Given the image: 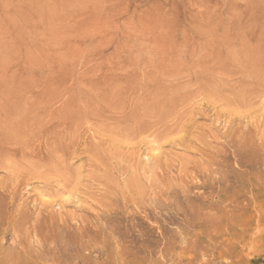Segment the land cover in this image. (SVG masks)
I'll use <instances>...</instances> for the list:
<instances>
[{"label": "rangeland", "instance_id": "1", "mask_svg": "<svg viewBox=\"0 0 264 264\" xmlns=\"http://www.w3.org/2000/svg\"><path fill=\"white\" fill-rule=\"evenodd\" d=\"M238 23L264 25V0H0V72L34 73L39 80L54 76L52 80L65 84L67 92L93 100L94 92L77 82L98 73L106 55H115L123 32L133 36L128 40L135 46L146 40L140 35L143 25L163 24L178 43H185L191 39L180 35L193 36L200 26L213 25L221 35ZM201 104L207 106L198 98L192 102L199 109L193 124L220 135L229 127L230 136L244 138L250 132L251 146L224 138L208 140L209 147L203 148L191 137L186 145L167 141L160 149L144 144L139 147L143 165L157 156L175 169L159 171L158 178L150 176L151 181L135 187L134 195L128 186L131 172H123L115 159L108 161L110 171L101 168L98 175L115 179L119 184L114 186L125 189L126 199L110 194L111 198L94 184L88 177L93 164L88 155L69 158L72 182L58 177L49 184L35 178L14 187V192L0 189V264H264V149L260 145L264 119L258 130L244 118L232 125L218 124L216 111L201 110ZM258 106L260 102L253 109ZM102 126L100 118L88 116L71 133L80 135L83 145L93 147L98 155L113 149L129 155L132 146L137 147L138 140L125 141ZM193 147L217 156L220 163L210 177L178 175L182 158H199ZM22 167L19 164L17 169L34 172ZM13 178L0 169V185ZM77 180L80 193L73 195ZM66 181L67 189L58 192ZM105 196L108 201L101 204ZM43 204L49 208L41 215ZM26 206L31 228L12 224ZM50 216L59 221L52 227ZM39 218L44 229H34Z\"/></svg>", "mask_w": 264, "mask_h": 264}, {"label": "bare ground", "instance_id": "2", "mask_svg": "<svg viewBox=\"0 0 264 264\" xmlns=\"http://www.w3.org/2000/svg\"><path fill=\"white\" fill-rule=\"evenodd\" d=\"M232 28L230 33L217 35L215 26H200L193 36L180 35L191 40L178 43L170 35V29L163 24L159 28L143 25L140 35L146 36V40L138 44L135 40V46L128 40L133 36L127 31L123 32L115 55H106L98 73L90 78L83 77L77 82L79 86L94 92L93 100L84 96L79 98L67 92L65 84L52 80L55 79L54 76L49 79V75H46L43 80H39L34 73L1 71L0 169L8 171L14 178L13 182L0 185V189L10 193L14 187L35 178L50 182L49 184L58 177L72 182V177H68L71 175L69 158L88 155L93 161L88 177L94 184L105 191V195L125 197V189H118L119 183H115V179L98 175L101 168L102 172L110 171L109 162L112 159L116 160L117 167L123 172H131L128 186L134 195L135 187L145 180L151 181L150 176L158 178L159 171L175 169L172 163L164 164L157 156L147 159L149 163L143 165L139 147L144 144L151 143L160 149L163 142L186 145L194 138L202 147H209L208 140L219 142L227 138L238 144L239 140H243L251 146L250 132L244 138L243 135L230 136L229 127L224 135H220L212 128H208L207 133L206 129L193 124V117L199 109L192 102L197 98L206 103L205 108L212 107L216 111L218 124L224 122L232 125L237 118H244L258 130L264 119V25L238 23ZM134 33L138 34V31ZM35 88L41 92L31 94L30 90ZM257 102H260L261 107L253 109ZM200 106L201 110L205 109L204 105ZM219 107H224L227 111L224 110L223 113L219 111ZM88 116L100 118L107 129L121 134L125 141L138 140L137 147L132 146L129 155L122 156L119 151L113 152L114 149L98 155L93 147L83 145L80 135L71 133ZM260 145L264 149V134ZM191 150L199 158H182L177 168L178 175L190 177L203 174L210 177L213 169L218 166L217 156L199 147ZM19 164L22 169L24 166L34 172L19 171ZM78 181L74 185L73 195H77L79 190ZM67 184L66 181L63 185L66 187H60L57 191H65L63 189H67ZM14 199L15 196L12 200ZM104 200L108 201V197L101 198L100 203ZM48 206L43 204L41 215ZM64 206L63 203L60 205L61 208ZM29 211L26 206L20 211L18 221L14 217L12 224L16 221L20 227L31 228ZM51 219V227L59 222L54 217ZM45 221L48 222V219ZM41 223L42 220L36 222L37 227L34 229L39 228ZM15 242L18 243L17 240Z\"/></svg>", "mask_w": 264, "mask_h": 264}]
</instances>
